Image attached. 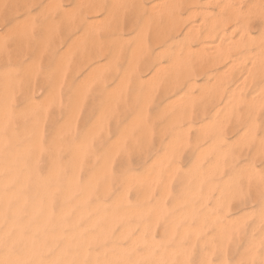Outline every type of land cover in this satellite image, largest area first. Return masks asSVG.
I'll return each instance as SVG.
<instances>
[{
	"label": "rangeland",
	"instance_id": "obj_1",
	"mask_svg": "<svg viewBox=\"0 0 264 264\" xmlns=\"http://www.w3.org/2000/svg\"><path fill=\"white\" fill-rule=\"evenodd\" d=\"M161 1L0 0V41L16 34L10 48L0 51V112L6 114L0 120V264L259 261L264 251L259 188L264 175V93L259 92L264 89V0H172L176 10L170 0H163L166 7ZM219 5H224L221 10ZM190 9L199 12L188 18ZM214 17L223 27L229 20L227 27H217ZM208 22L214 27L207 28ZM25 25L31 27L30 38L21 35ZM205 29L213 40L211 34L204 39ZM222 31L232 36V47ZM242 33L252 37L246 40L249 35ZM254 37L263 40L253 42ZM216 38L226 41L221 42L225 47ZM208 42L217 51L229 48L220 52L228 57L225 63L220 64L225 56L217 61L219 51L208 49L211 55L201 47ZM152 67H162L163 74ZM237 83L241 88L234 87ZM125 208L136 211L130 216ZM152 241L158 243L155 248ZM250 248L254 255L248 254ZM6 256L16 263H6Z\"/></svg>",
	"mask_w": 264,
	"mask_h": 264
},
{
	"label": "bare ground",
	"instance_id": "obj_2",
	"mask_svg": "<svg viewBox=\"0 0 264 264\" xmlns=\"http://www.w3.org/2000/svg\"><path fill=\"white\" fill-rule=\"evenodd\" d=\"M53 1H54V0H53ZM115 1H116V0H114V3H116ZM165 1H166V0H165ZM170 1H171V2H170ZM170 1L167 2V3H170L169 5H171V3H173V5L175 4L174 1H173V2H172V0H170ZM175 1H176V0H175ZM188 1H189V0H188ZM190 1H191V0H190ZM190 1H189V2H190ZM192 1H194V0H192ZM192 1H191V2H192ZM203 1H204V0H203ZM206 1H207V0H206ZM216 1H217V0H216ZM219 1H220V0H219ZM229 1H230V0H229ZM49 2H50V0H49ZM51 2H52V0H51ZM120 2H121V1H120ZM123 2H125V1H123ZM123 2H122V3H123ZM161 2H163L162 6H164V5H165V7L167 6V5H166V2H164L163 0H162ZM217 2H218V1H217ZM221 2H222V1H221ZM221 2H220V4H221ZM225 2H226V1H225ZM225 2H224V3H225ZM237 2H240V0L237 1ZM18 3H19V2H18ZM47 3H48V2H47ZM96 3H97V2H96ZM102 3H103V2H102ZM176 3H177V2H176ZM178 3H179V2H178ZM193 3H195V2H193ZM211 3H212V2H211ZM254 3H255V2H254ZM14 4H15V3H14ZM52 4H54V2H53ZM91 4H92V3H91ZM98 4H99V3H98ZM156 4H157V3H156ZM159 4H160V2H159ZM159 4H158V5H159ZM190 4H191V3H190ZM203 4H205V3H203ZM206 4H207V2H206ZM209 4H210V3H209ZM226 4H227V3H226ZM228 4H229V3H228ZM228 4H227V5H228ZM248 4H249V3H247V5H248ZM55 5H56V4H55ZM109 5H110V4H109ZM112 5H113V4H112ZM115 5H116V4H115ZM119 5H121V4H119ZM169 5H168V8L170 7ZM175 5H176V4H175ZM175 5H174V8L176 7ZM191 5H192V4H191ZM194 5H195V4H194ZM227 5H226V6H227ZM229 5H230V4H229ZM240 5H241V4H240ZM252 5H253V3H252ZM256 5H257V4H256ZM17 6H18V5H17ZM46 6H47V5H46ZM48 6L50 7V5H48ZM51 6H53V5H51ZM90 6H91V5H90ZM90 6H89L88 8H90ZM93 6L95 7V5L92 4V7H93ZM101 6H102V5H101ZM183 6H184V5H183ZM205 6H206V5H205ZM219 6H220V5H219ZM219 6H218V7H219ZM221 6H222V5H221ZM221 6H220V8H219L220 10H221ZM223 6H224V5H223ZM223 6H222V7H223ZM231 6H232V5H231ZM54 7H55V6H54ZM56 7H57V6H56ZM92 7H91V8H92ZM94 7H93V8H94ZM97 7H98V5H97ZM106 7H107V5H106ZM123 7H124V6H123ZM155 7H156V6H155ZM158 7H159V6H158ZM171 7H172V6H171ZM178 7H179V6H178ZM237 7H238V6H237ZM251 7H252V6H251V4H250V7H249V8H251ZM121 8H122V7H121ZM124 8H125V7H124ZM142 8H143V7H142ZM152 8H153V7H152ZM168 8H166V9H168ZM194 8H195V7H193V9H194ZM196 8H197V7H196ZM232 8H233V7H232ZM249 8H248V6H247V9H249ZM15 9H16V8H15ZM43 9H44V8H43ZM56 9H57V8H56ZM82 9H83V8H82ZM96 9L98 10V8H96ZM150 9H151V8H150ZM158 9H159V8H158ZM176 9H177V8H175V10H176ZM224 9H225V8H224ZM234 9H235V8H234ZM237 9H238V8H237ZM237 9H236V10H237ZM239 9H240V8H239ZM59 10H60V9H59ZM87 10H89V9H87ZM94 10H95V8L93 9V11H94ZM97 10H96V11H97ZM131 10H132V9H131ZM160 10H162V11L164 10V12H165V9H160ZM173 10H174V9H173ZM173 10H172V12H173ZM199 10H200V9H199ZM205 10H206V9H205ZM236 10H235V11H236ZM251 10H252V9H251ZM253 10H254V13H255L256 9H253ZM253 10H252V12H253ZM257 10H258V9H257ZM259 10H260V7H259ZM259 10H258V11H259ZM106 11H107V10H106ZM108 11H109V10H108ZM133 11H134V10H133ZM133 11H132V12H133ZM155 11H157V9H156ZM155 11H154V12H155ZM188 11H189V10H188ZM190 11H192V14H191L190 16H187L188 18H190V17L193 15V13H194V11H196V9H195L194 11H193L192 9H190ZM201 11H202V10H201ZM201 11H200V13H201ZM222 11H223V10H222ZM230 11H232L231 14H234L235 17H234L233 15H230V14H228V15L233 16L232 19H233V18H234V19L237 18V17H236L237 15H235L236 12H233V10H230ZM230 11H229V13H230ZM246 11H247V10H246ZM260 11H261V10H260ZM111 12H112V11H111ZM164 12H163V13H164ZM196 12H199V11H196ZM202 12H204V15H205V11H202ZM206 12H207V11H206ZM217 12H218V11H217ZM219 12H220V11H219ZM241 12H242V11H241ZM241 12H239V10H238V11H237V14H238V13L241 14ZM249 12H250V10H249ZM252 12H251V13H252ZM262 12H264V10H262ZM82 13H83V11H82ZM108 13H109V12H108ZM148 13L150 14V12H148ZM161 13H162V12H161ZM168 13H170V12H168ZM173 13H174V12H173ZM200 13H197V14H200ZM207 13H209V12H207ZM210 13H211V12H210ZM245 13H246V12H245ZM257 13L259 14L260 12H257ZM257 13H256V14H257ZM16 14H17V13H16ZM87 14H89V13H87ZM106 14H107V12H106ZM157 14H158V13H157ZM164 14H165V13H164ZM217 14H218V13H217ZM260 14H262V13H260ZM109 15H110V13H109ZM134 15H135V13H134ZM150 15H151V14H150ZM155 15H156V13H155ZM158 15H159V14H158ZM160 15H161V14H160ZM162 15H163V14H162ZM166 15H167V14H166ZM169 15H170V14H169ZM169 15H168V16H169ZM171 15H172V14H171ZM175 15H176V13H175ZM188 15H189V14H188ZM200 15H201V14H200ZM207 15H209V14H207ZM228 15H227V17H228ZM243 15H244V14H243ZM251 15H253V14H251ZM105 16H106V15H105ZM105 16H104V17H105ZM107 16H108V15H107ZM173 16H174V14H173ZM202 16H203V13H202ZM202 16H200V17H202ZM219 16H220V15H219ZM224 16H225V15H224ZM230 16H229V17H230ZM238 16H240V17H242V19H244L243 22H246V19L243 18L242 15H238ZM261 16H262V15H261ZM78 17H79V19H80V16H79V15H78ZM110 17H111V16H110ZM131 17H132V16H131ZM166 17H167V16H166ZM169 17H170V16H169ZM177 17H178V15H177ZM183 17H184V16H183ZM192 17H193V16H192ZM195 17H196V16H195ZM206 17H207V16H206ZM206 17H205V18H206ZM210 17H211V16H210ZM255 17H256V16H255ZM145 18H146V17H145ZM155 18L157 19V17H155ZM158 18H159V17H158ZM174 18L176 19V17L174 16L172 20H175ZM178 18H179V17H178ZM178 18L176 19L177 21H174V22H178V21H179ZM207 18H208V17H207ZM217 18H219V17H217ZM217 18L214 17V19H216V21H217ZM258 18H259V17H258ZM104 19H105V18H104ZM106 19H107V18H106ZM165 19H166V18H165ZM223 19H224V18H223ZM238 19H240V18L238 17ZM146 20H147V19H146ZM153 20H154V18H153ZM167 20H171V18L166 19V21H167ZM172 20H171V21H172ZM190 20H191V19H190ZM201 20H203V18H201ZM210 20H213V18H212V19L210 18ZM227 20H228V19H227ZM227 20L224 21V22H227ZM143 21H145V19H144ZM171 21H169V22H171ZM180 21H181V20H180ZM188 21H189V20H188ZM197 21H198V20H197ZM214 21H215V20H214ZM241 21H242V20H241ZM174 22H172V23H174ZM193 22H194V21H193ZM201 22H202V21H201ZM201 22H199L198 25H197V23H195L196 26H199V24H200ZM203 22H204V21H203ZM203 22H202V23H203ZM219 22L222 23V20L219 21V19H218V21H217L215 24L217 25V27H220V26H221V29H222L223 24L219 26V24H221V23H219ZM224 22H223V23H224ZM228 22H229V20H228ZM228 22H227V23H228ZM230 22H232V21H230ZM234 22H235V21H234ZM249 22H250V21H249ZM88 23H89V22H88ZM155 23H157V22L155 21ZM165 23H166V22H165ZM191 23H192V22H191ZM211 23H212V24H211ZM211 23H210V24H211V25H210L209 22H208V24L210 25V27H207V28L211 29V28L214 27L215 24H214L213 22H211ZM227 23H224L225 26H226ZM238 23H239V22H238ZM246 23H247V22H246ZM91 24H92V23H91ZM142 24H143V23H142ZM142 24H141V25H142ZM147 24H148V23H147ZM153 24H154V23H153ZM166 24H167V23H166ZM204 24H205V23H204ZM208 24H207V25H208ZM262 24H263V23H262ZM127 25H128V24H127ZM174 25H176V24H174ZM193 25H194V24H193ZM193 25H190V24H189L188 28L190 27V29H193V28H191ZM200 25H201V24H200ZM207 25H205V26H207ZM209 25H208V26H209ZM212 25H213V26H212ZM263 25H264V24H263ZM196 26L194 25L193 27H196ZM225 26H224L223 28H225ZM164 27H165V25H164ZM171 27H172V24H171ZM226 27H227V26H226ZM228 27H229V26H228ZM231 27H232V26H231ZM231 27H230V28H231ZM233 27H234V26H233ZM148 28H149V27H148ZM162 28H163V27H162ZM262 28H264V27H262ZM168 29H170L169 26H168ZM195 29H196V31L198 30L197 27H196ZM195 29H193L194 32H195ZM219 29H220V28H219ZM243 29H246L245 26H244ZM243 29H242V30H243ZM193 30H192L191 32H193ZM234 30H235V27H234ZM236 30H237V28H236ZM251 30H252V29H251ZM261 30H262V29H261ZM155 31H156V30H155ZM184 31H185V30H184ZM209 31H210V30H209ZM209 31H208V30L206 31V29H205V33H206V32H209ZM228 31H229V33H230V35H231L233 29H232V30L229 29ZM162 32H163V30H162ZM188 32H189V29H188ZM188 32H185V35H186L185 37H188L187 34H186V33H188ZM194 32H193V33H194ZM197 32H198V31H197ZM213 32H215V31H213ZM219 32H220V30H219ZM224 32H225V31H222V32H221V34H222V36H223L222 38H227V37L229 36V37H228L227 39H225V40H227V42H228L229 44H231L232 42L230 43V41L232 40V39H231L232 36L230 37V35H228L229 33L226 35V34H225L226 32H225V33H224ZM242 32H245V30L242 31ZM246 32H247V31H246ZM246 32H245V33H246ZM258 32H259V31H258ZM262 32H263V31H262ZM153 33H154V31H153ZM163 33H164V32H163ZM193 33H192V35H193V39H194V37H195L196 34H193ZM195 33H196V32H195ZM205 33H204V39L207 38V36H208L209 34H211V36H212L211 40H213V35H212V33H209V34H208V33L205 34ZM239 33H241V32H239ZM155 34H156V33H155ZM183 34H184V32H183ZM188 34H189V33H188ZM216 34L219 35V33H216ZM247 34H248V33H247ZM247 34H246V35H245V34L243 35V33H242V34H240V37H241L242 35H243V37L249 35V37H247V38L245 37L246 40L252 37V36H250L251 33L248 34V35H247ZM256 34H257V33H256ZM190 35H191V34H190ZM205 35H207V36H205ZM259 35H260V34H259ZM165 36H166V35H165ZM209 36H210V35H209ZM209 36H208V37H209ZM211 36H210V37H211ZM216 36H217V35H216ZM224 36H225V37H224ZM237 36H238V34H237ZM260 36H261V35H260ZM163 37H164V36H163ZM166 37H168V36H166ZM202 37H203V36H202ZM210 37L207 38L208 41H209ZM214 37H215V36H214ZM220 37H221V36H220ZM261 37H263V36H261ZM157 38H158V37H157ZM218 38H219V36H218ZM229 38H230L231 40H230ZM237 38H238V37H237ZM259 38H260V37H257V40H258ZM176 39H177V38H176ZM187 39H188V38H187ZM200 39H201V38H200ZM202 39H203V38H202ZM207 39H206V40H207ZM214 39H215V38H214ZM216 39H217V38H216ZM240 39H241V38H240ZM240 39H239V40H240ZM243 39H244V38H243ZM252 39H253V42H254V39L256 40V37H254V38H252ZM261 39L263 40V38H261ZM261 39H259V42H260V43H261ZM198 40H199V39H198ZM217 40L219 41L220 39H217ZM228 40H229V41H228ZM235 40H236V39H235ZM241 40H242V39H241ZM246 40H245V42H246ZM250 40H251V39H250ZM250 40H248L247 42H250ZM257 40H256V41H257ZM153 41H154V40H153ZM167 41H168V40H167ZM176 41H178V40H176ZM188 41H190V40H188ZM192 41H194V40H192ZM214 41H215V40H214ZM232 41H233V40H232ZM251 41H252V40H251ZM190 42H191V41H190ZM196 42H197V41H196ZM216 42H217V41H216ZM216 42H215V43H216ZM219 42H220V44H221V42H223V43L225 42L224 44H226V41H224V40H221V41H219ZM236 42H237V41H236ZM238 42H239V41H238ZM241 42H242V41H241ZM245 42L243 41V43H245ZM171 43H173V42H171ZM187 43H188V42H187ZM198 43H199V42H198ZM208 43H209V42H208ZM210 43H211V42H210ZM210 43H209V45H210ZM217 43H218V42H217ZM217 43H216V44H217ZM239 43H240V42H239ZM200 44H201V43H200ZM240 44H241V43H240ZM170 45H171V44H170ZM209 45H208V46H209ZM227 45H228V44H227ZM227 45H226V46H227ZM233 45H234V44H233ZM236 45H237V44H236ZM236 45H234V46H236ZM258 45H259V44H258ZM187 46H188V45H187ZM203 46H206L205 49L208 50V49H211V48H212L211 46H213V45H210L209 48H207V47H208L207 44L204 45V44L202 43V46H201V47H203ZM221 46H223V44H221ZM182 47H183V46H182ZM184 47H185V46H184ZM201 47H200L199 50L201 51V49H202V50L205 51V49H204V48H201ZM210 47H211V48H210ZM215 47H216V46H215ZM215 47H214V49H211V50H215L213 53H218V51H219V53H220V52H221L220 50L217 51V49H219V47H217V49H216ZM223 47H225V46H223ZM230 47H232V44L229 46V48H230ZM246 47H247V46H246ZM263 47H264V46H263ZM198 48H199V47H198ZM229 48H227V50H226V49H225V50H226V51H229V50H228ZM261 48H262V47H261ZM261 48H259V49H261ZM166 49H167V48H166ZM166 49H165V50H166ZM177 49H178V48H177ZM179 49H180V48H179ZM179 49H178V50H179ZM189 49H190V47H189ZM259 49H258V50H259ZM161 50H162V49H161ZM178 50H176V51H178ZM180 50H181V49H180ZM183 50H184V49H183ZM186 50H188L187 47H186ZM191 50H192V48H191ZM225 50H224L223 52H221V53H224ZM232 50H233V49H232ZM232 50H231V51H232ZM176 51H175V52H176ZM193 51H194V50H193ZM193 51H191V52H193ZM208 51H209V50H208ZM216 51H217V52H216ZM245 51H246V50H245ZM249 51H250V50H249ZM249 51H248V52H249ZM163 52H164V49H163ZM163 52H162V53H163ZM166 52H167V51H165L164 53H166ZM181 52H183V51H181ZM196 52H197V51H196ZM205 52H206V51H205ZM209 52H210V51H209ZM211 52H212V51H211ZM211 52H210V53H211ZM232 52H233V51H232ZM242 52H243V51H242ZM246 52H247V51H246ZM252 52H253V51H252ZM255 52H257V51H255ZM259 52H260V51H259ZM261 52H262V51H261ZM261 52H260L259 54H261ZM155 53H156V52H155ZM160 53H161V52H160ZM183 53H184V52H183ZM187 53H188V52H187ZM199 53H200V52H199ZM221 53L219 54V55H220V58H217V57H216V58H217V61H219V59H221V58H224L225 55H223V54H221ZM225 53H227V52H225ZM167 54H168V53H167ZM189 54H190V51H189ZM197 54H198V53H197ZM231 54H232V53H231ZM233 54H234V53H233ZM243 54H246V53L244 52ZM243 54H242V56H244ZM251 54H252V53H251ZM257 54H258V52H257ZM262 54H263V53H262ZM262 54H261V55H262ZM157 55L159 56V55H161V54H157ZM170 55H171V54H170ZM208 55H209V54H208ZM211 55H213V54L211 53ZM222 55H223V57H222ZM248 55H249V53H248ZM176 56H178L177 53H176ZM176 56H175V57H176ZM185 56H187V54H185ZM214 56H215V55H214ZM216 56H217V54H216ZM232 56H233V55H232ZM242 56H241V57H242ZM250 56H251V55H250ZM154 57H155V56H154ZM178 57H179V56H178ZM178 57H177V59H178ZM233 57H234V56H233ZM236 57H237V56H236ZM263 57H264V55H263ZM170 58H171V57H170ZM179 58L181 59V56H180ZM188 58H189V57H188ZM195 58H196V57H195ZM200 58H201V57H200ZM227 58H228V57L225 56V59H221L222 61H220V62H221L220 64L225 63V61H227ZM244 58H245V57H244ZM251 58H252V57H251ZM255 58H256V57H255ZM257 58H258V56H257ZM158 59H159V58H158ZM172 59H173V58H172ZM172 59H171V60H172ZM177 59H174V60H177ZM180 59H178V60H180ZM192 59H193V58H192ZM197 59H198V58H197ZM236 59H238V58H236ZM236 59H235V62H236ZM241 59H242V58H241ZM241 59H240V60H241ZM247 59H248V58H247ZM261 59H262V56H261ZM181 60H182V61H180V62H181L182 64L179 65L180 63H177L176 65H177V66L179 65V67H180V66H183V67H184L183 59H181ZM184 60H185V59H184ZM203 60H204V59H203ZM211 60H212V59H211ZM211 60H210V61H211ZM214 60H215V59H214ZM214 60H213V61H214ZM224 60H225V61H224ZM232 60H233V59H231V62H232ZM240 60H237V61H240ZM253 60H254V58H253ZM151 61H152V60H151ZM156 61H157V60H156ZM185 61H186V60H185ZM185 61H184V62H185ZM257 61H258V60H257ZM152 62H153V61H152ZM170 62H172V61H170ZM170 62H168V63H170ZM173 62L176 63V61H173ZM177 62H178V61H177ZM187 62H188V61H187ZM187 62H186V63H187ZM235 62H233L234 65H235ZM244 62H245V61H244ZM239 63H240V62H239ZM250 63H251V62H250ZM252 63H253V61H252ZM254 63H256V61H255ZM254 63H253V65H254ZM187 64H188V63H187ZM229 64H230V63H228L227 65H229ZM237 64H238V63H237ZM240 64H241V63H240ZM244 64H245V63H244ZM256 64H257V63H256ZM260 64H261V63H260ZM163 65H164V64H163ZM188 65H189V64H188ZM212 65H213V64H212ZM217 65H218V64H217ZM223 65H224V64H223ZM242 65H243V64H242ZM253 65H252V67H253ZM151 66H152V65H151ZM157 66H158V65H157ZM164 66H165V65H164ZM168 66H169V65H168ZM170 66H171V65H170ZM173 66H174V65H173ZM173 66H172V67H173ZM231 66H232V65H231ZM231 66H228L229 68H228V67H227V68L230 70V67H231ZM239 66H240V65H239ZM249 66H251V65H248V67H249ZM162 67H163V66H162ZM162 67H161V70L157 69V67L155 68L157 71H159V74H160V71H162V74H163V69H162ZM172 67H171V68H172ZM175 67H176V66H174V68H175ZM183 67H182V68H183ZM187 67L189 68L190 66H187ZM195 67H196V66H195ZM225 67H226V66H225ZM235 67H237V65H236ZM242 67H243V66H242ZM142 68H143V67H142ZM158 68H159V67H158ZM163 68H164V67H163ZM165 68H166V67H165ZM167 68H168V67H167ZM197 68H198V67H197ZM209 68H210V67H209ZM232 68H233V67H232ZM152 69H153V67L151 68V70H152ZM155 69H153V71H154ZM183 69H184V68H183ZM225 69H226V68H225ZM233 69H234V68H233ZM242 69H243V68H242ZM249 69H251V68H249ZM253 69H254V68H253ZM257 69H258V66H257ZM143 70H144V69H143ZM166 70H168V69H166ZM172 70H174V69L172 68ZM175 70H176V71H179V69L177 70V67H176ZM175 70H174L173 72H175ZM185 70H187V69H186V64H185ZM192 70H193V69H192ZM194 70H195V69H194ZM226 70H227V69H226ZM229 70H228V72H229ZM231 70H232V69H231ZM231 70H230V71H231ZM239 70H240V69H239ZM157 71H156V73H157ZM164 71H165V69H164ZM168 71H169V70H168ZM205 71H206V70H205ZM224 71H225V70H224ZM224 71H223V72H224ZM247 71H248V70H247ZM262 71H263V70H262ZM173 72H172V73H173ZM185 72H186V71H185ZM218 72H219V71H218ZM241 72H242V71H241ZM151 73H152V72H151ZM153 73H154V72H153ZM165 73H166V72H165ZM175 73H176V72H175ZM181 73H182V72H181ZM216 73H217V72H216ZM154 74H155V73H154ZM170 74H171V71H170ZM176 74H177V73H176ZM178 74H179V73H178ZM205 74H206V73H205ZM208 74H209V72H208ZM212 74H213V73H212ZM226 74H227V73H226ZM226 74H225V76H226ZM237 74H238V73H237ZM244 74H245V73H244ZM247 74H248V73H247ZM149 75H150V74H149ZM156 75H158V74H156ZM217 75H218V74H217ZM219 75H220V74H219ZM219 75H218V76H219ZM235 75H236V74H235ZM239 75H240V74H239ZM172 76H173V74H172ZM182 76H183V75H182ZM207 76H208V75H207ZM209 76H210V75H209ZM244 76H245V75H244ZM244 76H243V77H244ZM250 76H251V75H250ZM220 77H221V76H220ZM220 77H219V78H220ZM222 77H223V75H222ZM222 77H221V78H222ZM248 77H249V76H248ZM172 78H173V77H172ZM206 78H207V77H206ZM219 78H218V80L221 81V79H219ZM224 78H225V77H224ZM237 78H238V76H237ZM244 78H246V77H244ZM256 78H257V77H256ZM174 79H175V78H174ZM215 79L217 80V78H214V80H215ZM222 79H223V78H222ZM235 79H236V78H235ZM181 80H182V79H181ZM236 80H237V79H236ZM243 80L245 81V79H243ZM174 81H175V80H174ZM178 81H179V80H178ZM194 81H195V80H194ZM194 81H193V80L190 81L189 84H190L191 86L195 85ZM239 81H240V80H239ZM192 82H193V83H192ZM206 82H207V81H206ZM210 82H211V81H210ZM218 82H219V81H218ZM218 82H217V83H218ZM247 82H248V81H247ZM179 83H180V82H179ZM183 83H184V82H183ZM191 83H192L193 85H192ZM220 83H221V82H220ZM223 83H224V82H223ZM170 84H171V83H170ZM174 84H175V83H173V85H174ZM186 84H187V83H186ZM189 84H187L186 87L189 86ZM240 84H241V83H240ZM248 84H249V83H248ZM209 85H210V84H209ZM215 85H218V84H215ZM221 85H222V84H221ZM210 86H212V84H211ZM236 86H237L238 88H241L242 85H240V87H239V85H238V83H237V84H235L234 87H236ZM172 87H173V86H172ZM186 87H185V89H187ZM193 87H194V86H193ZM206 87H207V86H206ZM263 87H264V86H263ZM189 88H190V87H189ZM191 88H192V87H191ZM217 88H218V86H217ZM217 88H216V89H217ZM259 88H260V86H259ZM259 88H258V89H259ZM261 88H262V87H261ZM261 88L259 89V90H261V91H259L260 94H261V93H264V91L262 92V90H264V89H261ZM175 89H176V88H175ZM214 89H215V88H214ZM216 89H215V90H216ZM232 89H233V88H232ZM258 89H256V92H258V91H257ZM190 90H191V89H190ZM170 91H171V90H170ZM178 91H179V90H178ZM187 91H188V90H187ZM223 91H224V90H223ZM234 91H235V88H234ZM234 91H233V92H234ZM239 91H240V90H239ZM5 92H6V91H5ZM181 92H183V91H181ZM215 92H216V91H215ZM235 92H236V91H235ZM254 92H255V91H254ZM254 92H253V93H254ZM5 94H6V93H5ZM180 94H181V93H180ZM227 94H229V92H228ZM236 94H237V93H236ZM257 94H258V93H257ZM7 95H8V94H7ZM231 95H232V93H231ZM233 95H234V93H233ZM251 95H252V94H251ZM251 95H250V96H251ZM258 95H259V94H258ZM253 96H254V95H253ZM256 96H257V95H256ZM261 96H262V95H261ZM177 97H178V96H177ZM254 97H255V96H254ZM174 98H175V97H174ZM232 98H233V97H232ZM257 98H258V97H257ZM226 99H227V98H226ZM229 99H230V98H229ZM229 99H227V101H228ZM233 99H236V98L234 97ZM246 99H247V98H246ZM255 99H256V98H255ZM238 100H239V103H240V100H242V99H238ZM227 101H226V102H227ZM246 101H247V100H246ZM226 102H225V103H226ZM235 102H236V101H235ZM237 102H238V101H237ZM241 102H242V101H241ZM252 102H254V101H252ZM258 102H259V101H258ZM239 103H238V104H239ZM245 103H247V102H245ZM261 103H262V102H261ZM261 103H259V104H261ZM228 104H229V103H228ZM248 104H249V103H248ZM248 104H247V105H248ZM253 104H255V103H253ZM259 104H258V105H259ZM223 106H226V105L224 104ZM249 106H250V105H249ZM253 106H255V105H253ZM226 107H227V106H226ZM223 108H224V107H223ZM250 108H251V107H250ZM2 109H3V108H2ZM253 109H254V107H253ZM6 111H7V110H6ZM8 111H9V110H8ZM244 111H245V109H244ZM4 112H5V111H4ZM218 112H219V111H218ZM0 113H1V112H0ZM7 113H8V112H7ZM1 114H2V115H1V119H0V120L3 119L2 117H3V114H4V113L2 112ZM5 115H6V114H4V116H5ZM4 118H5V117H4ZM6 118H7V117H6ZM8 118H9V117H8ZM252 120H253L252 122H254V119H252ZM6 121H7V120H6ZM255 122H256V121H255ZM4 124H5V123H4ZM239 124H240V122H239ZM249 124H250V123H248V125H249ZM254 124H256V123H254ZM251 125H252V124H251ZM251 125H250V126H251ZM0 127H1V126H0ZM254 127H255V125H254ZM254 127H253V128H254ZM246 128H247V127H246ZM253 128H252V129H253ZM178 129H179V128H178ZM248 129H249V128H248ZM237 130H238V129H237ZM249 130H251V128H250ZM263 130H264V128H263ZM243 131H244V129H243ZM243 131H242V132H243ZM252 131H253V130H252ZM252 131H251V132H252ZM249 132H250V131H249ZM251 134H252V133H251ZM242 135H243V133H242ZM246 135H247V136H251V135H249V134H247V133H246ZM246 135H243V137L246 136ZM263 135H264V133H263ZM263 135H262V137H263ZM237 136H238V135H237ZM240 136H241V133H240V135L238 136V138H239ZM247 136H246V137H247ZM252 136H253V135H252ZM241 138H242V137H241ZM0 139H1V138H0ZM2 139H3V138H2ZM239 140H240V138H239ZM2 141H3V140H2ZM256 151H257V150H256ZM258 156H259V155H258ZM258 159H259V158H258ZM258 159H257V160H258ZM256 162H257V161H256ZM244 165H245V164H244ZM249 165H250V164H248L247 166H249ZM245 166H246V165H245ZM245 166H244V167H245ZM252 166H253V165H252ZM241 167L243 168V166H241ZM250 167H251V166H250ZM250 167H249V170H252V169H250ZM8 168H9V167H8ZM245 168H248V167H245ZM251 168H253V167H251ZM263 168H264V167H262V169H263ZM6 169H7V168H6ZM23 169H24V168H23ZM237 169H238V168H237ZM243 169H244V168H243ZM254 169H255V167L253 168V170H254ZM246 170H247V172H248V169H246ZM253 170H252V171H253ZM260 170H261V168H260ZM243 171H244L243 174H246V173H247V172L245 171V169H244ZM241 172H242V171H241ZM262 172H263V171H261V173H262ZM254 173H255V172H254ZM263 173H264V172H263ZM247 174H249V173H247ZM241 175H242V174H241ZM22 176H25V175L22 174ZM27 176H28V175H27ZM73 177H74V176H73ZM2 178H3V177H2ZM9 178H10V177H9ZM25 178H26V177H25ZM4 180L6 181L7 179H2V182H4ZM70 180H71V178H70ZM72 180H73V179H72ZM68 181H69V180H68ZM72 182H73V181H72ZM21 183H22V181H21ZM68 190H69V189H68ZM12 191H13V190H12ZM65 191H67V190H65ZM67 192H68V191H67ZM67 192H66V193H67ZM86 192H87V191H86ZM23 194H24V193H23ZM63 194H64V193H63ZM21 195H22V194H21ZM87 195H88V194H87ZM32 196H33V195H32ZM4 197H5V196H4ZM15 197H16V196H14V198H15ZM20 197H21V196H20ZM20 197H19V198H20ZM2 198H3V197H2ZM78 198H79V197H78ZM81 198H82V197H81ZM84 198H85V197H84ZM98 198H99V197H98ZM3 199L6 200L7 197H6V198H3ZM64 199H65V197H64ZM79 199H80V198H79ZM82 199H83V198H82ZM21 200H23V199L21 198ZM6 201H7V200H6ZM37 201H38V200H37ZM81 201H82V200H81ZM1 202H2V201H1ZM52 202H55V201H52ZM110 202H111V201H110ZM13 203H14V202H13ZM119 203H120V202H119ZM20 204H21V203H20ZM26 204H27V202H26ZM54 204H55V203H54ZM54 204H53V205H54ZM115 204H116V203H115ZM121 204H122V203H121ZM121 204H120V205H121ZM21 205H22V204H21ZM101 205H102V204H101ZM263 205H264V203H263ZM0 207H1V206H0ZM17 207H18V206H17ZM115 207H116V206H115ZM3 208H4V207H3ZM10 208H11V207H10ZM64 208H65V207H64ZM66 208H67V207H66ZM61 210H63V209H61ZM72 210H73V209H72ZM124 210H126V208H125ZM129 210H130V208H129ZM131 210H132V209H131ZM14 211H15V210H14ZM44 211H45V210H44ZM120 211H121V210H120ZM126 211H127V210H126ZM126 211H125V213H126ZM135 211H136V210H135ZM135 211H134V212H135ZM30 212H31V211H30ZM45 212H47V210H46ZM59 212H60V211H59ZM63 212H64V211H63ZM63 212H62V215L64 214ZM122 212H123V211H122ZM131 212L134 214L133 211H131ZM131 212L128 213V211H127V213L130 214V216H131ZM137 212H138L137 214H139V211H137ZM240 212H241V211H240ZM48 213H49V212H48ZM55 213H56V214H59V213H57V212H55ZM66 213H67V212H66ZM76 213H77V212H76ZM108 213H109V212H108ZM119 213H120L121 215L123 214V213H121V212H119ZM11 214H12V213H11ZM60 214H61V213H60ZM78 214H79V212H78ZM135 214H136V213H135ZM137 214H136V215H137ZM249 214H250V213H249ZM47 215H48V214H47ZM100 215H101V214H100ZM100 215H99V216H100ZM103 215H104V214H103ZM136 215H135V216H136ZM8 216H9V215H8ZM26 216H27V215H26ZM30 216H31V214L29 215V218H30ZM56 216H57V215H56ZM60 216H61V215H60ZM80 216H81V215H80ZM119 216H120V215H119ZM124 216H125V215H124ZM126 216H127V214H126ZM130 216H129V217H130ZM61 217H62V216H61ZM106 217H107V215H106ZM133 217H134V216H133ZM136 217H137V216H136ZM2 218H3V217H2ZM58 218H59V217H58ZM96 218H97V216H96ZM134 218H135V217H134ZM236 218H237V217H236ZM236 218H235V219H236ZM3 219H4V218H3ZM55 219H56V218H55ZM61 219H62V218H61ZM92 219H93V218H92ZM109 219H110V218H109ZM118 219H119V218H118ZM238 219H240V218H238ZM1 220H2V219H1ZM1 220H0V221H1ZM30 220H31V218H30ZM80 220H81V219H80ZM89 220H91V219H89ZM89 220H88V221H89ZM112 220H113V219H112ZM2 221H3V220H2ZM9 221H10V220H9ZM86 221H87V220H86ZM93 221H94V220H93ZM95 221H96V219H95ZM90 222H92V221H90ZM105 222H106V221H105ZM110 222H111V221H110ZM144 222H145V221H144ZM144 222H143V223H144ZM87 223H88V222H87ZM143 223H142V224H143ZM149 223H150V222H149ZM149 223H148V224H149ZM54 224L56 225L57 223L54 222ZM108 224H109V223H108ZM145 224H146V223H145ZM258 224H259V223H258ZM13 225H14V223H13ZM13 225H12V227H13ZM143 225H144V224H143ZM143 225H141L142 228H144ZM4 226L6 227V225H4ZM9 226H10V225H9ZM35 226H36V225H35ZM86 226H87V225H86ZM91 226H92V225H91ZM149 226H150V225H149ZM12 227H11V228H12ZM17 227H18V226H17ZM36 227H38V226H36ZM45 227H46V226H45ZM53 227H54V225H53ZM84 227H85V226H84ZM87 227H88V226H87ZM92 227H94V226H92ZM118 227H119V226H118ZM131 227H133V226H131ZM141 227H140V228H141ZM255 227H256V224H255ZM61 228H62V227H61ZM123 228H125V226H124ZM140 228H139V229H140ZM142 228H141V229H142ZM147 228L150 229V227H147ZM147 228H146V229H147ZM263 228H264V227H263ZM32 229H33V228H32ZM98 229H99V228H98ZM98 229H97V230H98ZM133 229H134V228H133ZM8 230H9V228H8ZM12 230H14V229H12ZM28 230H29V229H28ZM34 230H35V229H34ZM56 230H57V229H56ZM88 230H89V229H88ZM93 230H94V229H93ZM131 230H132V229H131ZM3 231H4V230H2V233H3ZM122 231H125V230L122 229ZM139 231H140V230H139ZM148 231H151V230H148ZM260 231H261V230H260ZM4 232H5V231H4ZM55 232H56V231H55ZM58 232H59V231H58ZM126 232H127V231H126ZM140 232H141V231H140ZM142 232H144V231L142 230ZM262 232H264V229L262 230ZM262 232H261V234H262ZM115 233H116V232H115ZM119 233L121 234V232H118V234H119ZM122 233H123V232H122ZM137 233H138V231H137ZM0 234H1V233H0ZM13 234H14V233H13ZM13 234H12V235H13ZM58 234H60V233H58ZM58 234H57V236H58ZM83 234H84V233H83ZM120 234H119V235H120ZM138 234H139V233H138ZM138 234H136V236H137ZM149 234H150V235H149ZM149 234H148V235H149V237H150V236H151V233H149ZM17 235H18V233H17ZM63 235H64V234H63ZM65 235H66V234H65ZM69 235H70V234H69ZM72 235H73V234H72ZM86 235H87V234H86ZM88 235H89V234H88ZM88 235H87V236H88ZM122 235H123V234H122ZM141 235H142V234H141ZM28 236H29V235H28ZM67 236H68V235H67ZM136 236H134V241H133L135 244H136V242L140 239V238H139L140 235H138V237H136ZM144 236H145V235H144ZM260 236H261V235H260ZM3 237H4V236H3ZM6 237H8V236H6ZM18 237H19V236H17V238H18ZM25 237H27V236H25ZM68 237H69V236H68ZM119 237H120V236H119ZM119 237L117 236V238H119ZM132 237H133V235H132ZM147 237H148V236L146 235V238H144V240L147 241ZM151 237H152V236H151ZM151 237H150V238H151ZM181 237H182V236H181ZM191 237H193V236H191ZM17 238H16V239H17ZM57 238H58V237H57ZM89 238L92 239V237L88 236V239H89ZM93 238H94V237H93ZM138 238H139V239H138ZM167 238H168V237H167ZM179 238H180V237H179ZM183 238H184V237H183ZM209 238H210V237H209ZM211 238H212V237H211ZM4 239H5V238H4ZM10 239H11V238H10ZM66 239H67V238H66ZM107 239H108V238H107ZM115 239H116V238H115ZM137 239H138V240H137ZM165 239H166V236H165ZM191 239H192V238H191ZM194 239H195V238H194ZM12 240H13V239H12ZM97 240H98V238H97ZM112 240H113V239H112ZM132 240H133V238H132ZM135 240H136V241H135ZM207 240H208V239H206V241H207ZM253 240H254V239H253ZM258 240H259V239H258ZM1 241H2V240H1ZM74 241H75V240H74ZM116 241H117V239H116ZM120 241H121V240H120ZM130 241H131V240H130ZM139 241H140V240H139ZM139 241L137 242V244L139 243ZM141 241H143V240L141 239ZM164 241H166V240H164ZM167 241H168V240H167ZM167 241H166V242H167ZM199 241H200V240H199ZM10 242H12V241H10ZM28 242H29V241H28ZM110 242H111V241H110ZM123 242H124V241H123ZM126 242H127V241H126ZM193 242H194V240H193ZM204 242H205V241H204ZM218 242H219V240H218ZM254 242H255V244H256V241H254ZM95 243H96V242H95ZM131 243H132V241H131ZM134 243H133V244H134ZM151 243H152V246L154 245V248L156 247V245H158V243L156 244V242H153V241H152ZM151 243H150V244H151ZM153 243H154V244H153ZM208 243H209V242H208ZM216 243H217V241H216ZM65 244H67V243H65ZM123 244H124V243H123ZM133 244H130V247H131V245H133ZM135 244H134V246H135ZM141 244L143 245V243H141ZM210 244H211V246H210V248H211L213 242L210 243ZM218 244H219V243H218ZM253 244H254V243H253ZM104 245H105V244H104ZM108 245H109V244H108ZM139 245H140V244H139ZM139 245H138V246H139ZM215 245H216V244H215ZM40 246H41V245H40ZM126 246H129V245H126ZM146 246H147V245H146ZM186 246H187V245H186ZM190 246H191V245H190ZM8 247H9V246H8ZM8 247H7V248H8ZM33 247H34V246H33ZM91 247H92V246H91ZM91 247H90V248H91ZM98 247H99V246H98ZM115 247H116V246H115ZM120 247L122 248V246H120ZM120 247H119V250H118L117 248H116V249H117L118 251H120V249H121ZM130 247H129V249H132V248H133V247H132V248H130ZM188 247H189V246H188ZM214 247H215V246H214ZM217 247H220V246H217ZM92 248H93V247H92ZM125 248L127 249V247H125ZM141 248H142V246H141ZM160 248H161V247H160ZM162 248H163V245H162ZM162 248H161V250L159 249V251H158V250H157V251H158V252H160V251L162 252ZM166 248H168V247H166ZM206 248H207V247H206ZM215 248H216V247H215ZM246 248H247V247H246ZM255 248H256V247H255ZM0 249H1V248H0ZM40 249H41V248H40ZM88 249H89V248H88ZM146 249H148V248H146ZM170 249L172 250V249H174V248H171V247H170ZM207 249H208V248H207ZM207 249H206V250H207ZM244 249H245V247H244ZM122 250H123V248H122ZM122 250H121V251H122ZM165 250H168V249H165ZM183 250H184V249H183ZM208 250H210V249H208ZM208 250H207V252H208ZM211 250H212V249H211ZM213 250H214V249H213ZM213 250H212V251H213ZM247 250H248V249H247ZM252 250H253V249H252ZM78 251H79V250H78ZM94 251H95V250H94ZM123 251H125V249H124ZM149 251L152 252V250H149ZM155 251H156V250H155ZM155 251H154V252H155ZM174 251H175V249H174ZM174 251L172 250V252H174ZM248 251H249V250H248ZM28 252H29V250H28ZM31 252H32V251H31ZM84 252H85V251H84ZM106 252H107V251H106ZM150 252H149V253H150ZM161 252H160V254L158 253V255H159L158 257H157V254H154V257H156V259H157V258L159 259V257L161 256ZM166 252H167V251H166ZM166 252H164L165 257H167ZM170 252H171V251H170ZM170 252H169V250H168L167 253L170 254ZM181 252H182V251H181ZM184 252H185V251H184ZM204 252H205V250H204ZM210 252H211V251H210ZM56 253H57V252H56ZM102 253H103V252H102ZM107 253H108V252H107ZM110 253H111V252H110ZM117 253H118V252H117ZM131 253H132V252H131ZM149 253H148V256H149ZM211 253H212V252H211ZM5 254H6V253H4V255H5ZM63 254H64V253H63ZM66 254H67V253H66ZM94 254H95V252H94ZM94 254H93V255H94ZM112 254H114V253H112ZM112 254H110V255H108V256L110 257ZM115 254H116V253H115ZM134 254H135V253H134ZM151 254H152V253H151ZM181 254H182V253H181ZM202 254H203V252H202ZM202 254H201V255H202ZM207 254L209 255V253H207ZM207 254H206V252H205V255H206V256H207ZM244 254H245V253H244ZM248 254L250 255L251 253L249 252ZM248 254H247V255H248ZM105 255H106V254H105ZM135 255H136V254H135ZM142 255H143V256H144V255L147 256V254H142ZM142 255H141V256H142ZM155 255H156V256H155ZM205 255H204V256H205ZM242 255H243V254H242ZM247 255H246V256H247ZM249 255H248V256H249ZM116 256L118 257V255H116ZM137 256H138V252H137ZM141 256L139 255L138 257H141ZM143 256H142V258H143ZM180 256H181V255H180ZM204 256L202 255V258L205 259ZM25 257H28V256H24V258H25ZM38 257H39V256H38ZM91 257H93V256H91ZM94 257H95V255H94ZM94 257H93V258H94ZM134 257H135V256H134ZM134 257H133V258H134ZM154 257H153V258H154ZM162 257H163V254H162ZM165 257H164L163 259H165ZM176 257H177V256H176ZM244 257H245V255H244ZM1 258H2V257H1ZM11 258H13V257L6 256V263H11V262H13L14 260H11ZM179 258H180V257H179ZM184 258H185V257H184ZM200 258H201V256H200ZM208 258H209V256H208ZM15 259H17V258L15 257ZM99 259H100V258H99ZM117 259H119V258H117ZM137 259H138V258H137ZM158 259H157V260H158ZM167 259H168V258H167ZM182 259H183V258H182ZM206 259H207V258H206ZM206 259H205V260H206ZM1 260H2V259H1ZM21 260H22V259H21ZM49 260H50V259H49ZM62 260H63V259H62ZM92 260H93V259H92ZM102 260H103V259H102ZM114 260H115V259H114ZM114 260H113V261H114ZM160 260H161V259H160ZM169 260H170V256H169ZM202 260H203V259H202ZM50 261H51V260H50ZM93 261H94V260H93ZM119 261H120V260H119ZM121 261L124 262L123 260H121ZM151 261H152V260H151ZM14 262H15V261H14ZM90 262H91V260H90ZM97 262H98V261H97ZM101 262H102V261H101ZM103 262H104V261H103ZM133 262H134V261H133ZM205 262H207V261H205ZM0 263H1V261H0ZM15 263H16V262H15ZM72 263H73V262H72ZM88 263H89V262H88ZM88 263H86V264H88ZM93 263H94V262H93ZM146 263H147V262H146ZM156 263H157V262H156ZM47 264H48V263H47ZM61 264H63V263H61ZM89 264H90V263H89ZM91 264H92V263H91ZM96 264H97V263H96ZM120 264H121V262H120ZM127 264H129V263H127ZM144 264H145V263H144ZM147 264H148V263H147ZM180 264H182V263H180ZM214 264H215V262H214Z\"/></svg>",
	"mask_w": 264,
	"mask_h": 264
},
{
	"label": "snow or ice",
	"instance_id": "obj_3",
	"mask_svg": "<svg viewBox=\"0 0 264 264\" xmlns=\"http://www.w3.org/2000/svg\"><path fill=\"white\" fill-rule=\"evenodd\" d=\"M238 7H241V5H237ZM262 18H264V12H262ZM31 27L29 25H25L23 33H21L22 36L25 38H30L31 37ZM16 39V34H10L7 39L4 41H0V51H5L10 48L11 44L10 41H13ZM262 103H264V96L261 97ZM262 112H264V108L261 109ZM259 188H260V195L262 199H264V175L260 177L259 181ZM247 192H245V196H247ZM261 219L264 221V209L261 210ZM262 248H264V237H262ZM249 252L254 255L253 250L250 248ZM193 264H199L198 261H194ZM216 264H227L226 261L220 259L216 261ZM233 264H245V262L240 261V262H233ZM247 264H264V251L261 252V256L259 261L251 260L248 261Z\"/></svg>",
	"mask_w": 264,
	"mask_h": 264
}]
</instances>
